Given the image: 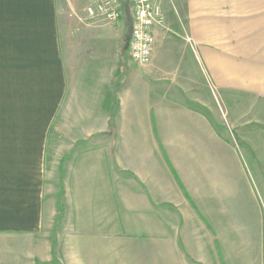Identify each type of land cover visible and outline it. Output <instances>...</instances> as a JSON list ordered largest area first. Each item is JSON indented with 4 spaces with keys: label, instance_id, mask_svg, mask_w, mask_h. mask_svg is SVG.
<instances>
[{
    "label": "crops",
    "instance_id": "0c3cea01",
    "mask_svg": "<svg viewBox=\"0 0 264 264\" xmlns=\"http://www.w3.org/2000/svg\"><path fill=\"white\" fill-rule=\"evenodd\" d=\"M64 2L0 0V252L42 234L50 255L51 228L136 209L154 226L155 264H264V104L249 120L262 136L243 149L212 119L210 86L180 84L200 82L202 64L221 102L222 86L264 102V18L240 24L251 36L223 83L222 0H187L194 73L154 83L131 66L127 35ZM159 29L162 72L172 55Z\"/></svg>",
    "mask_w": 264,
    "mask_h": 264
},
{
    "label": "rangeland",
    "instance_id": "374dc122",
    "mask_svg": "<svg viewBox=\"0 0 264 264\" xmlns=\"http://www.w3.org/2000/svg\"><path fill=\"white\" fill-rule=\"evenodd\" d=\"M155 1L161 6L165 15V24L158 31V36L162 38L159 37V41L169 44L168 48L171 50L169 55L172 57H168L169 59L165 61L167 63L161 67L162 72H159L160 67L156 66V63H160L157 62L158 58L155 52L152 54L150 63L146 66L135 65L131 61L130 64L137 72L146 74L148 79L154 83L156 82V73L170 76L176 71L179 75L189 78L194 71L189 66L188 56L183 50L184 45H190L187 0ZM253 1L242 0L243 15L237 17L235 16V9L236 5H239L238 2L222 0L223 83L224 80L226 82L227 77L233 76L237 47H241L240 42L243 41L245 48L246 39L251 36L239 30L240 24L242 23L244 28V24L251 26L258 19L263 21L264 17L261 16L264 12L261 10H264V8L262 9L264 3ZM63 4L74 16L84 17L83 20L88 24L114 29L124 37L127 35L128 26L124 10L122 23L112 26L104 21H94L87 18L85 14L87 0H66ZM261 32L259 30L258 34L255 30L254 37H260L262 39L261 45L264 46V30ZM254 45H257V42ZM127 48L129 49V45ZM255 53H258V49ZM197 68V73L202 79L200 82L191 83L188 80L184 83L180 82V84L184 86V90L193 89V95L202 94L199 88L202 85L210 86L212 93L211 117L216 124L218 121L223 123L220 132L223 133L224 130L230 138L240 139L243 143V149L250 148L246 145L248 142L245 140L261 138L263 129L258 127L256 123H250L249 120L253 118L256 107L263 105L264 102L257 99H253V102L251 99L235 93L233 88H226L225 86H222L221 102L208 70L202 64H199ZM180 90L182 91V89ZM186 93L187 91H183L184 96H187ZM219 104H221V108ZM138 212L136 209H132L130 218L126 217V219L104 220L99 218L96 220L97 225L84 226L82 230L73 225L55 226L48 231V236H46L50 238L52 244L50 255L46 253V250L43 251L46 243L44 245L41 234L33 239L24 238V241L18 243L17 249L2 250L0 252V264H155L154 226L140 225ZM103 222H110V224L106 225ZM111 222L114 223L111 224Z\"/></svg>",
    "mask_w": 264,
    "mask_h": 264
},
{
    "label": "built area",
    "instance_id": "2783aa9c",
    "mask_svg": "<svg viewBox=\"0 0 264 264\" xmlns=\"http://www.w3.org/2000/svg\"><path fill=\"white\" fill-rule=\"evenodd\" d=\"M132 33L130 57L140 66H146L152 59L155 45V30L165 24V15L155 0H130ZM85 14L90 20L104 21L118 25L123 19L120 0H87Z\"/></svg>",
    "mask_w": 264,
    "mask_h": 264
},
{
    "label": "water",
    "instance_id": "95a60500",
    "mask_svg": "<svg viewBox=\"0 0 264 264\" xmlns=\"http://www.w3.org/2000/svg\"><path fill=\"white\" fill-rule=\"evenodd\" d=\"M122 3V6L125 11L126 15V20H127V26H128V34L126 36V40L130 41L131 39V33H132V27H133V22H132V16H131V7H130V0H120Z\"/></svg>",
    "mask_w": 264,
    "mask_h": 264
},
{
    "label": "trees",
    "instance_id": "16d2710c",
    "mask_svg": "<svg viewBox=\"0 0 264 264\" xmlns=\"http://www.w3.org/2000/svg\"><path fill=\"white\" fill-rule=\"evenodd\" d=\"M122 8H123V6H122ZM123 10H124V8H123Z\"/></svg>",
    "mask_w": 264,
    "mask_h": 264
}]
</instances>
